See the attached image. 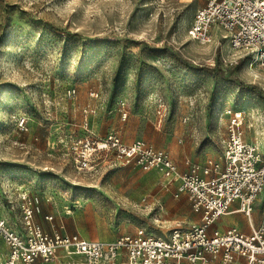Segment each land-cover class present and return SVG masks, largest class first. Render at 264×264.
I'll return each instance as SVG.
<instances>
[{
  "label": "rangeland",
  "instance_id": "374dc122",
  "mask_svg": "<svg viewBox=\"0 0 264 264\" xmlns=\"http://www.w3.org/2000/svg\"><path fill=\"white\" fill-rule=\"evenodd\" d=\"M193 13V0H0V219L9 228L26 234L27 206L44 233L83 239L139 228L164 237L199 223L155 171L98 151L83 168L82 153L109 134L152 141L171 159L222 162L232 108L242 112L246 140L264 152V102L207 68L263 94L264 69L221 37L190 40ZM253 207L264 210V190ZM8 253L0 239V264ZM47 264L82 260L59 254Z\"/></svg>",
  "mask_w": 264,
  "mask_h": 264
},
{
  "label": "built area",
  "instance_id": "2783aa9c",
  "mask_svg": "<svg viewBox=\"0 0 264 264\" xmlns=\"http://www.w3.org/2000/svg\"><path fill=\"white\" fill-rule=\"evenodd\" d=\"M219 29L221 39L239 52L249 66L264 69V0H207L197 9L187 28L196 44L211 41ZM166 109L158 114L162 118ZM225 134L221 138L222 162L207 158L203 163L186 162L179 171L169 155L153 142L137 139L124 144L109 134L91 151L82 153V167L93 151L114 153L122 165L155 171L166 181H175L174 197L185 195L200 222L176 226L169 236H158L139 228L113 240L83 239L76 235H49L31 220L25 209L26 234H19L0 219V239L9 248L6 264H47L59 254L77 256L82 264H264V222L251 223L253 205L264 190V152L244 139L243 116L239 110L224 111ZM188 117L182 119L186 123ZM244 214L249 233L236 227L212 230L213 223L231 212ZM30 205V203H29Z\"/></svg>",
  "mask_w": 264,
  "mask_h": 264
},
{
  "label": "crops",
  "instance_id": "0c3cea01",
  "mask_svg": "<svg viewBox=\"0 0 264 264\" xmlns=\"http://www.w3.org/2000/svg\"><path fill=\"white\" fill-rule=\"evenodd\" d=\"M206 1L207 0H193V3H194V12L197 9L203 7L205 5ZM216 37H220V36L218 34L214 33L213 36H212V38H211V40L218 41V40H216ZM243 130H244V128H243ZM244 139H245V141H247L246 140V136H245V131H244ZM179 141L180 142H183L184 140L183 139H180ZM150 142H152V141H150ZM190 157H192V156H190ZM207 158H212V157H206L205 159H207ZM172 159L171 160L173 161V163L177 166L178 170L181 171V172L186 169V162H198V161L190 160L188 158V156L186 154H184V153L181 156H172ZM205 159L202 162H198V163H203L205 161ZM170 182H172V184L174 185V191H175L176 182L175 181H170ZM179 197L182 198L183 202H186V199H185L186 196L185 195H181ZM257 200H258V198H257ZM236 208H237V204L236 203H233L231 205V212H229L228 214H226V215L221 216L220 218H218L213 223L211 229L212 230H217L219 232H224L225 230H227L230 227H236V228H238L239 230H241L244 233H249V224L247 222L246 217L244 216V214L235 211ZM259 213H262L263 214L264 213V210H262L261 212L255 211L254 210V207H253V211H252V215H251V223H252L253 226H258V225H260L261 223L264 222V217L259 216ZM194 215H196V214H194ZM197 216L199 217V222H200V216L199 215H197Z\"/></svg>",
  "mask_w": 264,
  "mask_h": 264
},
{
  "label": "trees",
  "instance_id": "16d2710c",
  "mask_svg": "<svg viewBox=\"0 0 264 264\" xmlns=\"http://www.w3.org/2000/svg\"><path fill=\"white\" fill-rule=\"evenodd\" d=\"M183 65L185 68L189 69H197V66H194L190 63L183 62ZM207 70L210 72L211 77L213 79H219L225 83L232 84L234 86H237L238 88L245 90L249 93L255 94L257 97H259L264 102V94L263 92L255 85L252 84H244L239 78L235 76H231L230 74H226L222 69L220 68H207Z\"/></svg>",
  "mask_w": 264,
  "mask_h": 264
}]
</instances>
